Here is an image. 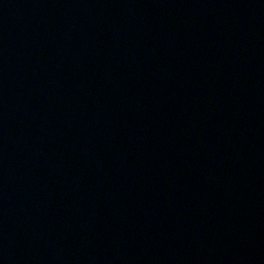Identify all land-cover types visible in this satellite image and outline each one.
<instances>
[{"label": "water", "instance_id": "obj_1", "mask_svg": "<svg viewBox=\"0 0 264 264\" xmlns=\"http://www.w3.org/2000/svg\"><path fill=\"white\" fill-rule=\"evenodd\" d=\"M0 264H264V0H0Z\"/></svg>", "mask_w": 264, "mask_h": 264}]
</instances>
